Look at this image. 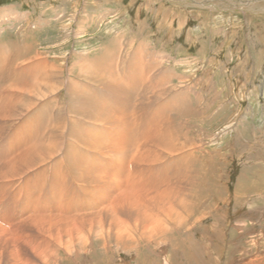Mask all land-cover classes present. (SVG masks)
Wrapping results in <instances>:
<instances>
[{
  "label": "rangeland",
  "instance_id": "rangeland-1",
  "mask_svg": "<svg viewBox=\"0 0 264 264\" xmlns=\"http://www.w3.org/2000/svg\"><path fill=\"white\" fill-rule=\"evenodd\" d=\"M154 1L119 0V4H113L109 9L106 7L109 4L103 5L99 0H0V52L10 54L19 51L23 57L24 53L25 57L29 56L19 61L3 58L0 80L5 78L6 81L0 82V97L7 103H24V100L28 101L26 91L20 87L18 92L10 95L11 89L30 82L32 78L39 80L42 69L60 67L63 76L59 73V78L64 85L57 90L60 94L66 93L65 86L72 79V83L87 86L85 89L98 102L92 109L101 104L114 113L126 108L127 127L139 131L136 137L140 141H135L134 147L130 148L133 153L146 151L149 156L154 151L157 154L166 153L159 151L162 146V150H166L167 146L174 147L172 142L164 144L157 141L152 145L150 138L153 140L158 135V129L161 126L160 129H164L167 122L174 123L172 131L176 122H180L179 127L184 124L183 131L189 134L185 149L208 159L210 171L215 165L221 169L218 173L223 174L222 196L214 199L207 197L202 205L205 211L187 217L188 232H174V242L166 243L164 248L163 245L147 244L150 248L145 245L142 249L124 251L95 246L86 252L61 251L55 262L39 260L34 254L37 244H56L54 238L74 227L54 225L49 230V227L27 219L39 212H27L22 219H18L26 207V197L38 196L36 205L39 208L45 205L43 207L48 209L50 193L61 192L60 189L65 186L68 192L76 188L77 183L66 176L64 166V169L62 166L59 169L63 173L61 178H65L63 181L60 176L51 175V165L62 158L68 144L76 156L85 159L88 154H94L99 155L97 159L107 162L115 153L110 145H119L118 127L113 122L90 119L80 116V113H67L65 123H47L40 134L43 143L48 134L57 137L59 151L55 156L44 162L40 170L28 173L22 180L0 181V205L3 204L0 210L5 212L10 206L9 212L16 216L20 213L18 220L9 226L7 216H0V225L8 228V236H0V264H167L172 254L176 256L173 264H264V0H250V5L240 2L236 7L229 3L223 10L212 6L225 3L224 0ZM160 4L167 8H160ZM145 7L149 10L156 8V12L164 11L161 25H157L159 20L152 13V16H146L148 10ZM170 7L173 15L166 19ZM138 10H141L140 13ZM135 15L137 19L144 20V28L135 22ZM11 42L15 45L12 46ZM109 52L118 58H111ZM36 53L41 60L45 58L46 64L38 63L39 68L31 70L34 67L31 58ZM130 61L136 62L137 68L142 65L143 69L132 73L126 71ZM85 70L91 71L95 80L88 78L91 73ZM148 70H151L150 73L144 77L143 73ZM153 75L159 76L157 78L163 83L160 81L155 84L156 88L149 89L148 82ZM17 78H20L19 82ZM7 80L14 83L10 84ZM164 81L168 83L164 85ZM108 82L126 86L127 91L118 90L126 97H117L115 88L107 85ZM160 92L164 97L156 99ZM176 99L181 102L186 99L191 109L196 111L195 115L178 117L176 109L166 113L169 105L168 109L163 107L161 115L164 116H159L161 120L159 117L151 118L159 103H173ZM47 102L50 99L35 103L17 121L22 120L35 127L37 116ZM117 115L120 116V113L117 112ZM139 129L148 135L143 133L142 137L139 136ZM176 138L181 142L183 137L178 134ZM5 153L0 154V161ZM90 160L93 165L94 160ZM162 162L153 158L150 162L141 160L129 187H142L129 188L130 192H153L154 180L158 177L153 175L152 183L149 182L151 167L159 170ZM243 186L248 188L243 189ZM28 189H31L30 192ZM237 192H240V197H237Z\"/></svg>",
  "mask_w": 264,
  "mask_h": 264
},
{
  "label": "bare ground",
  "instance_id": "bare-ground-1",
  "mask_svg": "<svg viewBox=\"0 0 264 264\" xmlns=\"http://www.w3.org/2000/svg\"><path fill=\"white\" fill-rule=\"evenodd\" d=\"M180 1L183 0H179V2ZM224 1L225 3L220 4L221 2H219L220 5L212 6V8H222L223 10L227 9L229 3L230 6L235 7L239 6L240 2H247V4L249 5L251 3L250 0ZM160 8L165 9L167 7H163L161 4ZM14 45L12 44V46ZM22 49H24V47H22ZM115 51L116 50H114L113 52L115 53ZM18 52L19 51H13L10 54H2V52H0V67L4 62V57H10V59L15 61H19L29 57H25L26 53H24L23 57L21 53ZM113 52H109L111 54V58H118L117 56L115 57ZM27 53L29 52L27 51ZM32 57H34L31 58L34 60V67L31 70H37L39 68L38 63L46 64L45 58L41 60L40 56L37 53ZM131 62L132 61H130V63L128 62L129 64L126 65V71L132 73L137 72V70L139 71V69H143L142 65L137 68L135 65L136 62ZM149 68H154V66H150ZM16 70L19 72L18 69ZM40 71L41 72L39 75V80L36 81L34 78H32L30 82H27L24 85H22V83L20 85H15L11 89L12 92L10 95H13L16 91L18 92L17 88L21 87V89L26 91V93L28 94V101L24 100V103H19L17 101L7 103L4 98L0 97V154L2 152H6L1 159L2 161H0V181L14 182L22 180L28 173L40 170L43 167L42 165L44 162H47L48 159L53 157V155L55 156V154L59 151V145L56 142V140H58L57 137L53 135H51L50 137V135L48 134V138L43 143L40 134L44 130V126L47 125V123H65L67 121V113H80V116L88 117L90 119H107L110 122H113L114 125L116 124L115 126L118 127L119 145H110V148L113 149L115 153L113 157L108 158L110 162H107L105 160L97 159L96 156L99 155L94 154H88L89 156L87 155L85 159L82 156H76L72 152L71 146L68 144V148L63 153L61 158L65 162H63V164L61 165L60 163L62 162V160L55 159V163L51 165L53 169V174L51 175H53L54 177L60 176L61 178L63 176V173L59 172V169L61 168V166L62 168L64 166L65 169H63L67 174L66 176L73 178L72 180L77 183L76 188H73L68 192V189L65 186L67 190L65 188L64 189L68 193H66L65 191L63 194L62 190L64 189H60L61 192H57L58 190L55 191L57 192L56 194L50 193V207L48 209H45V205H43L45 207L41 206V208H39V205H36V198L38 197L37 195L39 192L38 190L36 192L37 197H26L27 201L24 200L26 202V207L23 209V212L21 214L18 212V214H20L19 216L15 212L18 216V219H22V216L26 215L27 212H39L38 214H34L30 218H27L26 216L25 217L29 219V221H36V223L41 224V226L43 227H49V230H51L50 228L54 227V225H71L74 227L73 230L66 232L64 235H59L58 238H54L56 244L52 245L48 242H40V244H37L34 248V254L35 256L39 257V260L41 259L42 261L55 262L59 257V252L61 251H77L79 253V251L81 250L86 252L89 251L91 247L95 246H99L101 248L109 247L113 248V250L115 248V250L124 251L142 249L147 244L149 246L163 245L162 247L164 248V245L166 243L170 242L172 244L174 242V232H180V230H183V232H188L187 225H189V222L187 217H189L190 214H194L195 212L205 211L202 209V205L204 204L207 197H210V199H214V197L220 198L222 196V192L224 191L223 182L221 181L223 174L218 173L221 169H218L219 167L215 165L214 169L210 171V169H208V159H206L204 156L202 157V155L198 156L199 153L195 154L190 150L185 149V145L189 143V134L188 131H183L182 127L184 124L179 127L180 122L175 121L177 124L175 125L176 127L174 126L173 128L175 131L174 133V131H172L171 129V126L174 123L171 125V122H165V128L160 129L162 127L161 126L158 129V132L156 131L158 135L154 136V134H156L155 132L153 134L154 138L153 136H151L153 140L150 138V136H147V133L139 129L141 131L139 133V136L142 137L143 133L147 134L146 136L150 138L152 145L157 143V141L164 144H171L172 142V144L174 145V147L171 146V148L166 145L168 147H166V150H162V146L161 151L159 152H166L164 154L159 153L157 150L159 154L154 151L149 156L148 152L144 151L143 153L138 152L140 154L139 156L138 153H133V149L130 150L131 147H134L135 141L139 142L140 140L139 137H136L137 132L139 131H136L137 129H135L134 131L131 129V127H127L129 126V124L127 125L128 115L126 114V108L117 110V112L120 113V116L117 115V112L114 113L110 110L105 109V106L103 104H101L102 106L96 109H92V106H94L98 102H96L93 95H91L87 91V89H85L87 88V86L79 83H72V79H70L68 85L65 86L66 93L62 92L63 94H60L57 90H60V87H64V85L59 78V73L63 76V69L54 66V68L48 67ZM150 71L151 70H148L146 71V73H143L144 77H146V75L150 73ZM21 73L22 72H20L19 74ZM88 73H91V71H88ZM0 74H2V72H0ZM87 77L90 79L93 78V80H95L93 73H91ZM109 77L111 78L110 75ZM157 77L153 75L152 81H154V83L153 85L149 86V89L157 87V85L155 84L161 81ZM124 79H126V77ZM4 81H6L5 78L4 80H0V82ZM7 81L10 84L14 83L10 82L12 80ZM19 81L20 78H17V82ZM140 83L141 82L139 81V84ZM166 83L168 82H165L164 85ZM107 85L112 86L113 89L115 88V94L117 97H126V95L124 97L118 91L123 89L127 91L128 89L126 88V86L116 82H108ZM166 89H170V87ZM161 92L159 93V95H157V97L155 96L156 99L164 97L163 95H161ZM172 98H174V96ZM179 98L180 97H177V99ZM37 99L39 100L36 101ZM45 99H50V102L46 103V105L42 109L43 111H41L37 116L38 124L35 122V127H30L22 120H19V122L17 121L18 118L26 110H28L39 101L43 102ZM165 99H167V97ZM177 99L174 100L173 103H159L156 111L153 112L152 115H150L152 116L151 118H158L162 114V111L164 109L163 107L166 108L169 105V109L166 108L168 109L166 113L168 111L173 112V110L176 109L178 117H190V115L192 114V116L195 115L196 111H194V109H191V106L187 104L186 99H183L184 101L182 102L177 101ZM90 106L91 108H89ZM169 118L170 117H168V119ZM159 120H161V118ZM159 125L160 124H158V126ZM153 128L155 129L156 127ZM149 134H151V132ZM178 134L183 137L181 139V142H179V140L176 138ZM132 144L133 146H131ZM152 158L156 162L160 160L164 161V163L162 162V165L160 164L161 166L159 167V170H154V167H151L149 182H151L153 175L155 177H158L154 180L155 184L153 192L150 190H143L139 193L130 192L129 188L142 187L137 185L129 187L131 181H133L130 179H133L137 175V165L141 160L150 162ZM90 159L94 160L93 162L95 163L93 165L92 163H89ZM98 162L102 163L103 165H98ZM64 179V177L61 178L62 181ZM210 180L211 182H209ZM3 183L4 182L1 183L2 186ZM159 183H161V188L158 187ZM241 184L245 183L242 182ZM55 185L56 181L53 183V186ZM237 185H239V183H237ZM242 188L247 189L248 186L247 188H245L244 186ZM41 189L45 191V189H43L42 187ZM30 190L28 192H30ZM32 190L35 192L34 189ZM48 193L49 192H47V195ZM41 195L42 194H40V196ZM236 195L237 197L241 196L240 192H237ZM44 197L46 196L44 195ZM132 199H134L135 201H132ZM0 203H2V201ZM12 204L14 203L12 202ZM1 205L3 206V204ZM9 207H6L7 211L5 212H2L0 210V216H7L8 219L6 221L8 226L14 224L18 220L17 216L15 214H12V211H8ZM15 210L17 211L18 209ZM42 210L44 212H42ZM11 215H14V217H16L14 218ZM0 222H2V220H0ZM6 227L0 225V236H8L6 234L8 228ZM18 230L19 229H17V231ZM149 246L148 248H150ZM105 255H109V253ZM167 261V264H173L172 262L176 261V256L172 254Z\"/></svg>",
  "mask_w": 264,
  "mask_h": 264
},
{
  "label": "crops",
  "instance_id": "crops-1",
  "mask_svg": "<svg viewBox=\"0 0 264 264\" xmlns=\"http://www.w3.org/2000/svg\"><path fill=\"white\" fill-rule=\"evenodd\" d=\"M100 1V3L101 4H109L108 6H106L107 8H109V9H111L110 8V6H112L113 4L114 5H117V4H119V0H99ZM161 5V4H160ZM147 10H148V12L146 13V16H152L151 15V13L154 15V17H155V19L156 20H159V22L157 23V25H161L162 24V18H164V11H158V12H156V8H153V9H151L150 8V10L147 8V7H145ZM160 10V9H159ZM140 11L141 10H138V13H140ZM166 12V11H165ZM172 15H173V9L171 8L170 9V11H168V15H167V17H165L166 19H168V18H171L172 17ZM161 16V17H160ZM158 17H160V18H158ZM137 18H136V15L134 16V20H135V22H137L138 24H139V26H141V27H143L144 28V26H145V23H144V20H142L140 17H138V19L136 20ZM153 80V77L151 78V80L148 82L149 84L148 85H153V83H154V81H152ZM255 136V135H254Z\"/></svg>",
  "mask_w": 264,
  "mask_h": 264
}]
</instances>
